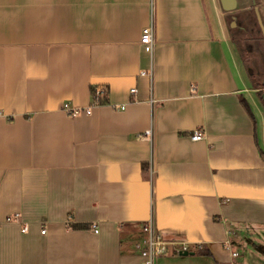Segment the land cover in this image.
Listing matches in <instances>:
<instances>
[{"label": "crops", "instance_id": "0c3cea01", "mask_svg": "<svg viewBox=\"0 0 264 264\" xmlns=\"http://www.w3.org/2000/svg\"><path fill=\"white\" fill-rule=\"evenodd\" d=\"M248 75L217 0H0V264H264Z\"/></svg>", "mask_w": 264, "mask_h": 264}, {"label": "rangeland", "instance_id": "374dc122", "mask_svg": "<svg viewBox=\"0 0 264 264\" xmlns=\"http://www.w3.org/2000/svg\"><path fill=\"white\" fill-rule=\"evenodd\" d=\"M239 1L236 0L235 9L231 11H225L221 7L220 0H217V5H219L220 12L222 13L223 25L226 32L236 45L240 60H242L249 73V82L251 88L254 89L253 93L264 120V104L257 95V90L253 87L254 84H252L253 81L264 82V38H262L263 33L257 17H260V21L264 27V0ZM255 8H257V11ZM253 46L258 47L260 50H255L252 53ZM262 87L264 88V86ZM255 104L254 107L257 110ZM262 127L264 129V122H262Z\"/></svg>", "mask_w": 264, "mask_h": 264}, {"label": "built area", "instance_id": "2783aa9c", "mask_svg": "<svg viewBox=\"0 0 264 264\" xmlns=\"http://www.w3.org/2000/svg\"><path fill=\"white\" fill-rule=\"evenodd\" d=\"M140 44L144 47V49L147 52H151L152 50V45H153V38H152V25H148L142 30V33L140 35L139 39ZM130 92L133 94L135 92V88H131ZM102 94V91L96 90L94 93V96H98ZM63 109L66 110V112L72 116L74 115H79L81 112L85 114H90L91 110L90 108L87 109H74L71 110L69 109V106L67 103H64ZM116 110H123L124 106H116ZM191 139L192 140H200L204 138V132L202 129L197 128L193 131L191 134ZM18 219V215L14 214L10 217L7 218V220H16ZM92 230L94 233H97L98 229L95 224H92ZM26 227H22V231H25ZM145 230L147 233V237L144 240L142 247L140 248L139 251V258L140 260L138 261V264H157L158 259L165 255L170 246H173V250L175 253H183L184 251H187L186 246H183L182 243H180V246L177 247V243L174 241L172 242L171 240L165 239L160 232H158L151 223L146 224ZM41 233H45V229L41 230Z\"/></svg>", "mask_w": 264, "mask_h": 264}, {"label": "trees", "instance_id": "16d2710c", "mask_svg": "<svg viewBox=\"0 0 264 264\" xmlns=\"http://www.w3.org/2000/svg\"><path fill=\"white\" fill-rule=\"evenodd\" d=\"M246 30H247V28H246ZM250 38H252V37H250ZM262 38H263V36H262ZM247 39V38H246ZM255 50H260L258 47H256V46H253V49H252V53L255 51ZM252 84H254V88L257 90V95L259 96V98H260V100H261V102L264 104V99L262 98V93L264 92V88L262 87V86H264V82H262V83H260V82H255V81H253V83ZM262 85V86H261ZM96 89L97 88H94V87H91V94H92V96L93 97H95V101H98V103L97 104H101V97H97V96H94V93H95V91H96ZM107 102V101H106ZM105 102V103H106ZM241 103H242V105L245 107V109L247 110V112L251 115V117H253L252 116V112H251V109H250V106H249V104L247 103V101L245 100V99H242L241 100ZM259 153H260V156H261V158H262V160L264 161V151L262 150V149H260L259 148ZM73 227H76V226H74L73 225ZM198 253V254H205V255H208L209 254V252L208 251H202V250H200V251H195V253Z\"/></svg>", "mask_w": 264, "mask_h": 264}, {"label": "water", "instance_id": "95a60500", "mask_svg": "<svg viewBox=\"0 0 264 264\" xmlns=\"http://www.w3.org/2000/svg\"><path fill=\"white\" fill-rule=\"evenodd\" d=\"M220 4H221V7L225 10V11H231L233 9H235V4H236V0H220ZM256 11H257V8H255ZM258 19H259V24L261 26V29H262V33H263V38H264V27L260 21V17L257 16ZM262 98L264 99V92L262 93ZM183 255H187L188 252L187 251H184L183 253H181Z\"/></svg>", "mask_w": 264, "mask_h": 264}]
</instances>
